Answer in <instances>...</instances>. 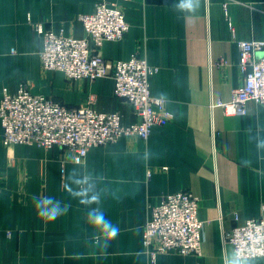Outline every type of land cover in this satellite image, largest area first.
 I'll list each match as a JSON object with an SVG mask.
<instances>
[{"label":"crops","instance_id":"0c3cea01","mask_svg":"<svg viewBox=\"0 0 264 264\" xmlns=\"http://www.w3.org/2000/svg\"><path fill=\"white\" fill-rule=\"evenodd\" d=\"M96 2L0 0V100L4 88L14 92L21 81H28L34 93L68 107H78L92 96L98 110L121 111L125 123L135 119L130 106L115 95L112 78L72 79L41 65L43 42L28 16L55 31L63 27L66 34L84 37L78 15L91 12ZM111 2L123 9L129 28L122 39L106 41L101 54L127 59L138 53L158 66L150 78L151 92L166 99L174 117L154 125L147 139L126 135L91 147L82 162L58 145H7L0 120V209H34L33 197L43 196L69 205L67 213L49 225L46 238L28 244L21 240L16 260L229 264L236 257L224 232L264 213V105L249 101L245 114H230L218 103L228 101L244 80L238 41L264 40V0H197L192 13L177 10L178 0ZM73 176L95 186L100 207L120 228L107 248L102 247L103 239L93 242L98 233L86 223L88 207L63 190L64 184L75 191L87 186L74 184ZM179 190L200 198L199 217L208 221L202 253L169 250L152 260L143 243L151 208L164 194ZM25 244L30 249L22 255ZM239 264H264V256Z\"/></svg>","mask_w":264,"mask_h":264},{"label":"built area","instance_id":"2783aa9c","mask_svg":"<svg viewBox=\"0 0 264 264\" xmlns=\"http://www.w3.org/2000/svg\"><path fill=\"white\" fill-rule=\"evenodd\" d=\"M78 18L87 37L39 28L44 37L42 67L63 71L72 79L112 78L115 95L130 106L135 119L125 123L121 111L98 110L92 96L78 107H68L34 93L28 81H21L14 92L4 88L0 100L2 136L7 145L36 144L47 149L58 145L72 150L74 161L82 162L91 147L117 142L126 135L147 139L154 125L173 119L166 99L151 92L150 78L158 66L138 53L127 59H110L100 52L103 42L126 35L129 25L123 9L111 0H97L91 12ZM238 45L243 83L232 89L228 101L218 103L230 114H245L249 101L264 105V40H239ZM199 206L200 198L189 190L164 194L152 206L143 231L144 247L152 260L169 250L201 255L208 221L199 217ZM224 241L241 263L264 256V213L238 221L224 232Z\"/></svg>","mask_w":264,"mask_h":264},{"label":"clouds","instance_id":"9594fccd","mask_svg":"<svg viewBox=\"0 0 264 264\" xmlns=\"http://www.w3.org/2000/svg\"><path fill=\"white\" fill-rule=\"evenodd\" d=\"M197 0H178L174 6L179 11L195 12ZM72 181L76 185L81 186L78 191L73 190L69 184L62 185L63 190L69 194L70 197L77 199L78 202L85 207H88L86 215V223L96 232L97 236L93 237V242L98 243L103 239L102 247L107 248V242L114 240L120 233V228L108 218L106 211L100 207L101 195L95 190L94 185L88 184V181L75 178ZM96 205V207H91ZM33 207L36 211L37 217L45 222H53L59 217L65 215L68 211L69 205L64 204L61 200L54 196L33 197ZM229 264H239L238 259H232Z\"/></svg>","mask_w":264,"mask_h":264},{"label":"rangeland","instance_id":"374dc122","mask_svg":"<svg viewBox=\"0 0 264 264\" xmlns=\"http://www.w3.org/2000/svg\"><path fill=\"white\" fill-rule=\"evenodd\" d=\"M82 14L84 13L79 14L78 17ZM28 22L32 25L33 30L39 34L44 46V37L40 34L39 28H42V31L55 30L50 27H45L40 22H33L31 16H28ZM60 31H63L66 36L77 37L75 35L66 34L63 27L55 32ZM87 36L86 33L84 37ZM105 42H103V44ZM103 44L100 47H102ZM51 223L52 222H45L39 219L34 209H0V264H18L16 259L17 257H21V240L23 243L28 244L30 240L34 241L37 237L46 238ZM15 233L16 236H14ZM13 237L21 238L12 242ZM26 244L24 245L25 251L22 255H26L27 250L30 249ZM41 263L46 264V262H40L39 264Z\"/></svg>","mask_w":264,"mask_h":264}]
</instances>
